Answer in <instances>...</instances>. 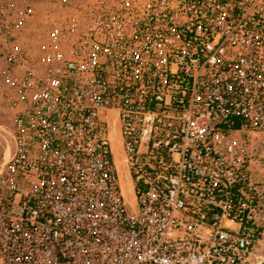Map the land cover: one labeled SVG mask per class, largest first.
Segmentation results:
<instances>
[{"label": "built area", "instance_id": "built-area-1", "mask_svg": "<svg viewBox=\"0 0 264 264\" xmlns=\"http://www.w3.org/2000/svg\"><path fill=\"white\" fill-rule=\"evenodd\" d=\"M47 1L0 0V264H262L264 0Z\"/></svg>", "mask_w": 264, "mask_h": 264}, {"label": "rangeland", "instance_id": "rangeland-1", "mask_svg": "<svg viewBox=\"0 0 264 264\" xmlns=\"http://www.w3.org/2000/svg\"><path fill=\"white\" fill-rule=\"evenodd\" d=\"M20 7L23 6L24 2L30 3V0H15ZM31 4V3H30ZM46 8L47 5H41L40 8ZM27 31V30H26ZM25 31V33H26ZM27 34V33H26ZM25 34L24 38H27L28 36ZM2 91V84L0 81V92ZM2 97L0 94V165H3L7 159L9 158V155L12 151L13 148V140H12V135L14 133L13 129V118L11 114L7 111L5 108V105L2 101ZM229 136H234L236 138L242 139L243 138V133L242 132H228ZM260 137H263V134H259ZM122 187L125 192V197L127 202H133V194L128 191L130 187V183L127 180L122 181ZM129 210H131L129 208ZM257 253L261 256L262 259V264H264V238H262V241L260 244L257 245L255 248ZM253 264V263H251Z\"/></svg>", "mask_w": 264, "mask_h": 264}, {"label": "crops", "instance_id": "crops-1", "mask_svg": "<svg viewBox=\"0 0 264 264\" xmlns=\"http://www.w3.org/2000/svg\"><path fill=\"white\" fill-rule=\"evenodd\" d=\"M26 1V0H24ZM28 1V0H27ZM18 2V1H17ZM31 3V4H30ZM30 3L28 2H24L23 6L25 5H30L32 6L35 11H36V14L32 17H30V19L27 21V31H26V35L28 36L27 38H20L23 42L24 40L26 39V41L28 40H31L33 35H34V32H33V27L34 25L37 27L38 24H42L44 23L43 22V16L44 18L48 16H55L57 15L58 13V10L57 8H55L51 3H49L47 0H30ZM45 6L47 5L46 8H40V6ZM39 25V26H40ZM38 26V27H39ZM37 27V29H38ZM2 62H0V67L2 66ZM0 81H1V84H2V91L0 92L1 94V97H2V101L5 105V108L7 109V111L11 114L12 118H13V129H14V110L9 106V104L6 102V95H7V92H8V86L7 84L5 83V81L3 80V78L1 77L0 75Z\"/></svg>", "mask_w": 264, "mask_h": 264}]
</instances>
